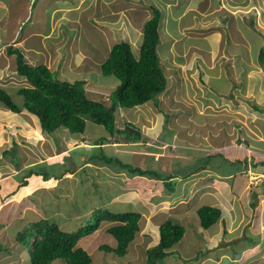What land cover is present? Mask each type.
<instances>
[{
  "label": "rangeland",
  "instance_id": "1",
  "mask_svg": "<svg viewBox=\"0 0 264 264\" xmlns=\"http://www.w3.org/2000/svg\"><path fill=\"white\" fill-rule=\"evenodd\" d=\"M139 2L140 8H145L148 12L147 17L152 16L153 7L162 11L160 24L162 42L158 46V55L168 79V85L158 97L157 102L153 100L144 106L137 107L134 112L121 110L118 113L123 111L126 114V116L118 115V119L126 118L139 125L143 136L148 140L141 146L132 147L134 150L137 149L136 156L128 153L115 154L113 157L131 169L136 167L143 170L156 169L150 167L155 164H150L152 156H155V159L163 157L161 153H158L160 150L157 147H162L163 153L172 151L170 147L166 149L165 144L159 143L161 142L159 135L163 134L164 127L173 131L174 144L179 146L175 148L178 152L165 157L169 159L168 161L163 158L162 163L165 168H174V165L167 164L171 159L199 157L190 152L192 149H208L209 152H217L226 147L235 148L233 146L235 143L244 146L241 140H246L248 143L255 139L264 141V0H64L65 6L59 8L61 15L56 19V24L63 23L69 30L73 27L74 32L72 29L71 34L63 33L60 39L49 43L45 40L43 46L51 57L56 53L60 56L58 60L64 61L60 68L53 66L55 63L49 60L47 62L43 56L44 51H40L31 56L28 54L29 63L31 65L47 64L53 71L60 72V79L83 81L80 78L81 75H90L94 83L90 80L85 86L89 98L94 97V100L109 105V95L110 93L116 95L115 88L119 82L114 77L99 76V68L92 69L91 60L95 59L93 57H100L104 50L109 51L110 47L120 40L130 43L133 52L138 56L142 40L141 35L139 36L141 29L133 23L132 16L138 13L134 6ZM55 5L56 2H50L47 16L43 15L41 19H39L40 12L37 5L31 6L27 11L29 14L26 12L27 22L20 29L22 36L31 33L32 30L39 28L42 30V24L50 27L51 20L55 21V17L52 19L50 15ZM106 11L111 16L100 15L105 14ZM10 23L12 21L6 19L3 25L8 26ZM89 25L93 29H98L94 40L100 48L83 45L86 42L84 35L91 29V27L88 29ZM55 27L58 26L55 25ZM30 42L37 44L38 40L33 38ZM5 60H0V85L9 87L13 99L17 103H22L23 100L18 97L17 90L29 84L16 74L14 57L11 56L8 61ZM81 60L89 61L87 67L76 68L72 65ZM5 65L7 66L2 70L1 68ZM4 111L9 115L0 117V182L4 191L0 189V196L4 194L8 196L9 190L12 189L17 196L9 197L0 204V264H30L28 250L24 249L25 252H23V247H19L15 240L18 232L27 229L21 226L25 220H38L47 216L61 224L63 229L72 228L74 223L77 230L82 226L78 222L82 220L81 215L87 207L94 209L98 203L104 204L110 198L118 197L125 189L137 186H142L136 188L140 194H148L149 197L132 196L127 202L116 199V203H112L113 205L109 207L113 209V212L122 213L137 210L145 218L139 239L136 238L129 249L127 257L131 259L125 263V259H120L113 252L102 250V246L115 247L116 244L115 238L107 232L110 224L104 222L97 232L84 237V239L92 237L88 242L83 241L86 248H89L87 252L92 258L91 264H131L134 260L136 263L145 262L146 249L159 242L158 222H163V219L169 217L184 223L186 235L166 258L167 264H251L264 257L262 245L264 235L248 237L254 230L253 227L250 228V223L241 228L247 238L232 237L237 229L227 225L224 234L223 227L219 228L220 234L218 237L216 235L215 239L210 237L215 230H207L208 233H205L201 226L194 228V221H192L200 205H212L217 201L213 194L219 193L222 198L228 196V199L232 201L234 196L228 191L230 187L236 192L234 194L240 197L242 203L247 201L245 196L253 198L260 189L262 192L258 195V199H261L260 196L264 194L261 185L263 182H259V186L252 189L250 194V186L254 185L250 180L254 181V179L249 178L247 173H237L241 170L239 166H245L244 161L242 164L235 161L236 164L233 165L232 159L219 154H216L207 165H204L205 162L201 160L202 168L199 167V172L192 173V177L186 180L181 181L183 179L181 178L178 181L180 189L177 192H167L161 180L130 177L129 170L114 165L115 162L112 165H94V171L90 170L91 172L81 167V172L75 178L76 184L73 183L75 180L66 179L60 185L58 192L74 191L78 200L71 195L68 200H61L58 216L54 214L55 210L52 207L47 206L52 201L48 200L49 196H45L53 190L54 183L36 181L37 176L30 178L32 183L29 188L21 189L20 183L18 185L17 183L22 181L28 173L29 170L23 172L26 166L39 167V164L44 162L42 159H49V155L61 157V154H58V150L61 149L60 141H64L62 146L65 149L67 147L72 149L76 147L78 139H72L66 132L60 136L62 139L58 137L60 140L58 143L55 138L44 135L39 130L40 126L34 116H30L26 111L20 114H13L9 110ZM25 117L30 120L29 127L19 124ZM86 129L87 132L82 139H88L89 143L85 141L87 144H83L82 148L97 142L98 137H103L102 134L107 132L105 127L91 121L87 122ZM237 138L241 140L238 141ZM149 139H153L154 142ZM50 147L53 149L51 150ZM91 147H93L92 150L81 148L74 151L71 154L72 161L86 156H97V149H94L95 146ZM180 148H185L187 152L179 151ZM114 149L117 153L125 150L118 146H114ZM107 152L110 153L109 150ZM153 153L155 155H152ZM57 161L53 165L62 171L69 158L61 157ZM42 167H39V170H43ZM46 167L50 165H45ZM248 167H250L249 162H247ZM260 168L264 169L263 166ZM20 170L24 173L23 177L21 174H15ZM39 170L36 171L40 173ZM116 170L120 171L114 173ZM157 170L160 171L158 168ZM224 172L231 174L229 177L221 175ZM106 173L107 176H105ZM104 176L107 178L105 179ZM222 179L230 186L229 188L222 187ZM87 180L88 183L85 184ZM104 183H107L105 189ZM88 184L91 186L93 196ZM37 187L39 188L36 195L33 189L36 190ZM42 190L44 194L41 193ZM100 190L103 191L100 192ZM247 191L248 193L245 194ZM101 196L103 200L99 199ZM92 222L91 220L84 226ZM18 226L20 229L16 231ZM241 231L239 230L240 235ZM239 240L240 244H236ZM96 244L100 247L94 248ZM254 244L256 246H253ZM247 245H251L253 249L249 251L246 249ZM259 245H261L262 253L245 256L257 249ZM224 253L230 256L225 255L226 258L223 256ZM58 263L65 264L58 260L52 264Z\"/></svg>",
  "mask_w": 264,
  "mask_h": 264
},
{
  "label": "trees",
  "instance_id": "2",
  "mask_svg": "<svg viewBox=\"0 0 264 264\" xmlns=\"http://www.w3.org/2000/svg\"><path fill=\"white\" fill-rule=\"evenodd\" d=\"M152 11V16L144 23L139 56L137 57L134 54L130 43L120 40L112 46L106 60L101 65L104 76L114 77L119 82L115 91L116 95L111 94L110 96L111 104L108 105L94 100V97L90 99L85 88V81L60 79L59 71H53L47 64L30 65L25 61L24 54L18 51L19 49H10L17 55V74L25 78L29 86H23L17 90L18 97L23 100L22 103H17L11 96L10 89L0 85V107L9 110L13 114L26 111L36 117L43 134L55 138L58 143L60 141L58 137L66 132L74 139L81 140L82 137L84 138L88 121L103 126L107 132L102 134L103 137L99 136V140L91 145L95 146L94 149H97V156H86L83 161H77V165L84 164V162H87L86 160L105 164L115 162L123 169L127 168L130 177L139 176L151 180H161L165 189L168 190L167 192H177L180 189L178 181L181 178H183L181 179L183 181L192 177V173H197L199 167L202 168V161L205 162L204 165H207L216 154L232 159L233 165L237 162L242 164V161H244L247 167V160L245 161L246 158L238 156L239 149L237 148L226 147L217 150V152H209L208 149H192L190 152L199 157L171 159L167 164L174 165V168H165L162 167L164 157L155 159V156H152L153 159L150 164H155L150 167L156 169L143 170L140 167L131 169L122 161L115 159L114 154L107 152V149H111L110 144L113 142L130 144L148 140L143 138L139 125L127 119L120 120L117 115L119 110H135L150 101L155 100L157 102L158 96L166 90L168 85V79L161 67L158 56V46L161 43L160 24L163 14L157 7H153ZM145 12L148 14L147 11ZM89 28L90 26H88ZM90 37V35H84L86 42L83 45H89ZM164 128L160 140L169 143L166 145V149L170 147L172 151L178 152L171 145L174 141L173 131L167 127ZM58 134L60 135L58 136ZM60 138L62 139V137ZM81 148L76 147L73 152ZM92 148L85 147L82 149L92 150ZM182 150L187 152L185 148L179 149V151ZM116 155L122 154L118 153ZM164 160L168 161L169 159L164 158ZM253 166L257 168L258 172L264 171L260 168L261 166L264 167V159L259 163H253ZM84 167L86 168V166ZM229 174L225 172L224 175ZM32 176H42L44 180L49 179L46 172L39 173L31 170L25 175L24 180L20 181L19 187H25ZM87 183L88 180L85 184ZM89 191L92 193L90 185ZM145 195L149 197L148 194ZM102 196L99 199L103 200ZM108 201L104 204L98 203L94 206V209H88L87 207L86 211L90 215H86L84 225L91 220L93 221L88 226L82 225L76 231H67L68 229H63L61 224L56 223L51 218H44L31 223L27 229L18 232L16 241L23 249L28 250L30 264H52L55 260L63 261L65 264H91V256L85 249L78 247V243L82 238L95 233L101 224L105 222L110 224L107 232L115 238L117 245L115 248L105 245L101 247L102 250L113 252L119 258L129 261L131 259V257H127L129 256V249L142 231L145 218L138 211L113 212V209H109L112 205L108 204ZM221 217L222 209L220 207L203 204L195 211L192 221H194V228L201 226L205 233H208L206 231L217 224ZM162 221H159V242L155 246L146 249L147 258L145 262L136 263L134 260L131 261V264H167L166 258L174 247L183 240L186 235V228L183 225L184 223L175 218L169 217ZM198 235L200 234L198 233ZM259 246L261 247V245Z\"/></svg>",
  "mask_w": 264,
  "mask_h": 264
},
{
  "label": "crops",
  "instance_id": "3",
  "mask_svg": "<svg viewBox=\"0 0 264 264\" xmlns=\"http://www.w3.org/2000/svg\"><path fill=\"white\" fill-rule=\"evenodd\" d=\"M33 1L34 0H0V60H5L6 59L5 61H8V59H10L11 56L14 57L16 74H17V58H16L17 55H16L15 52H12L10 49H12V50H15V49L18 50L19 49L18 51H21V53L24 54L25 61L28 58V54L31 56V55H33L35 53H40V51H44L45 55H43V56L47 60V62L49 60L51 63H55V65L58 68H60V66H58V65L60 63H62L64 60L59 61L58 60V57H60V56H58L56 53H54L53 56L51 57L50 54H49V52H48V50L45 49V48H43V46L45 44V40L48 43L49 42H52V40H58V39L61 38V36L63 35V33L71 34L70 32L73 29V27H72L71 30H69L66 26H64L63 23L62 24L60 23V25L59 24H56V19L61 15V13H59V10H60L59 8L60 7L62 8V7L65 6L64 0H62V1H60V0H49V1L48 0H39L37 2L35 0L34 5H37V8H38V10L40 12V18L39 19H41L43 17V15L44 16L45 15L47 16L48 11H49L50 2H52V1L56 2L55 8L51 9V11H50V13H51L50 15L52 16V19H53V17H55V21H52L51 20V26L50 27L49 26L47 27V25H43L42 24L41 25L42 30L40 28L39 29H36V30H32L31 33H29V34H27L25 36L24 35L22 36V34L20 32V29H21L22 25L25 22H27L28 14H29V12H27V11L30 10L31 6H34L33 5ZM68 1H70V0H68ZM166 3L168 4V2H166ZM140 5H141V3H139V4H137V5L134 6V8L137 11H139V10L140 11H139L138 14L133 12L134 14H133L132 17H133V23L136 24V27L137 28L141 29V32L139 33V36L141 35V39L143 40V27H144V23L150 17L149 16L147 17V13L145 12L146 9L140 8ZM166 10H168V9H166ZM124 12H126V11L124 10ZM100 15L105 16V17L107 15L111 16V14H109L108 11H106L105 14H100ZM6 19L11 20L13 24L10 23V24H8V26L7 25L4 26L3 23L6 21ZM55 25L58 26V27L56 28ZM89 26L91 27V25H89ZM84 31H85V29H84ZM73 32H74V29H73ZM96 34H98V29H93V27H91V29L89 30L88 34L86 32V35H90L91 36L90 37V43H89V45L91 47H94V48H100V47H98L96 45V40H94V37L96 36ZM33 38H35L36 40H38V43L37 44H32L30 42V39H33ZM142 40L140 42V45L142 43ZM140 45H139V51H140ZM90 46H89V48L92 49ZM111 48L112 47H110V50H111ZM110 50L109 51L104 50L102 52V54H101L100 57H93L95 59L94 60H91V63L93 65L92 66V69L93 68L95 69L97 67L100 69L101 64L107 58V56H105V55L109 54ZM138 56H139V54H138ZM93 58H91V59H93ZM56 60H57V62H56ZM26 62L29 63L30 61H26ZM88 62H89L88 60L85 61V62L81 60L79 62L77 61V63H73L72 65L74 67H76V68H82V67H87ZM6 66L7 65H5L4 67H2L1 69L3 70ZM89 70H91V68H89ZM19 77H21V76H19ZM22 78L23 77H21V79ZM7 88H9V87H7ZM139 107H141V106H139ZM4 110H7V109L0 107V117H1V115H4V116H8L9 115ZM129 111L130 112H134V110H129ZM118 115L126 116V114L123 113V111H122V114L120 113ZM118 115H117V117H118ZM30 116H32V115L30 114ZM34 119L36 120L37 124L40 126L38 119L36 117H34ZM120 120H121V118H120ZM2 121H4V120H2ZM29 121H30L29 118L28 117H25V119L23 120V122L22 123H19V124H23L25 127L26 126L29 127V125H30L29 124L30 123ZM0 124H1V122H0ZM31 130H33V129L31 128ZM34 130H36V129H34ZM39 130L42 132L41 127H39ZM26 131L29 132V130H26ZM141 133H143V132H141ZM143 138L145 139L146 137H143ZM72 139H74V138H72ZM159 139H160V135H159ZM240 139L241 138H237L238 141ZM149 140H151L152 142H154L153 139H149ZM85 141H87V143H89L88 142L89 141L88 139H86L84 141H82V140H79V141L76 140V147H83L82 145L86 143ZM160 141H161V143H166L165 145L169 144V143H167L165 141H162V140H160ZM241 141H242L241 144H244V146L243 145H240L241 148L240 147H237V145H239V144H236V143L233 146L235 148L239 149L238 150V153H237L238 156L239 157L246 158L247 162H249L250 167L247 168L244 165L241 166V167L239 166V168H241V170L239 172H237V173L238 174H246V173L248 174V171H249V173L251 174V175H249L250 176L249 178H252V179L254 177L257 178V181L256 182L250 180V182H253V184H254L253 186H250V194H251L252 193V189H256L259 186V182H261V181L264 182V179L262 180L263 175L260 174V173H258V171L256 170L257 168H255L253 166V163H259L260 161H262L264 159V141H257V139H255L254 141H251L250 143H248L246 140H241ZM244 142L247 143L248 145L247 144L245 145ZM142 143L144 144V140L140 141L137 145H135V143L127 144L125 142H113L112 144H110L111 145V147H110L111 149H107V151L109 150L110 151V154H113V153H114V155L115 154H118L115 151V149H114V146L115 147L118 146V147H122L123 149H125V150H121L120 151L121 154L133 153L135 155L137 153V149L134 150L132 147H134V146H137V147L138 146H141ZM61 144L63 145L64 144V141ZM62 145H61V149L60 150H58L59 148L57 147V150L59 151L58 154H61V157H68L69 158V161L66 162L67 164L62 169V171L59 168H57V167H55L53 165L54 162H56L59 158H61V157H58V155H51V156L49 155V159H47V160H43L42 159V161H44V162L41 163V164H39L40 165L39 167L43 166L42 167L43 170L42 169L39 170V167L36 166V165H34L35 167L34 166H31L30 167L28 165L29 167L26 166L27 168L23 171V172H26V170L27 171L29 170L28 172H30L31 170H33V171H36V170L38 171L39 170L40 172L44 171V172H46L48 174V176H49V179L48 180H44L42 176H37V178L35 180L36 181L42 180V181H48V183H54L53 184V190L48 195H45V196L46 197L49 196L48 200L52 201V203L49 204V205H47V206L48 207H52L55 210L54 214H57L58 216L60 215V212L58 210L60 209L59 207H61V206H59L61 204V200H63V201H65L66 199L68 200L69 197H70V195L78 200L77 194L74 191L58 192L61 183L64 180H66V179H73V180H75V178L78 175V173L81 172V167L86 166V168L88 169V171L91 172L90 170L94 171V169H93V166L94 165L95 166H103L105 164V163H102V162H93V161L86 160L87 162H84V164H82V165L81 164L80 165L78 164L77 165L76 164L77 161L78 162H80L81 160L83 161L84 158L83 159L77 158L76 161H72L73 158H72V155L71 154L73 153V150L76 147L75 148H72V149L71 148L69 149V147H67V149H65V147H63ZM91 145H88V147H91ZM171 145L173 147H175V148L176 147H179L178 145H175L174 144V141H173V143ZM50 148H51V150L53 149L52 147H50ZM157 148L160 150V152H158V153H161L160 155H162L164 158L166 156L167 157L168 156H171L173 154V152H174V151H170V152H164L163 153V151H161V150H163L162 147H157ZM235 152H236V150H235ZM174 154H175V152H174ZM152 155H155V153H153ZM47 158H48V156H47ZM11 161L13 162L12 159H11ZM45 165H50V167H46L45 168ZM114 165H116V164H114ZM18 167H16V168H18ZM162 167H164V166L162 165ZM251 170L252 171H256L257 173H253ZM119 171L120 170H116V171H114V173H118ZM17 173L18 174H21L22 177L24 176V173H22L21 170L18 171V172H16L15 174H17ZM169 173H170V171H169ZM224 174H225V172L222 173L221 175H224ZM229 175H227V177H229ZM105 176H107V173L105 174ZM34 177L35 176H33L31 178L33 179ZM106 178L107 177H105V179ZM23 180H24V178H23ZM222 181H223V179H222ZM19 183L20 182L18 181L17 185ZM31 183L32 182L29 179V182H28V184L25 187L26 188H29L31 186ZM73 183L76 184V180ZM106 184L107 183H104L103 184V188L104 189H105V185ZM1 185H2V182H0V189L2 191V186ZM8 185H9V182H8ZM261 185H262V187L264 189V184L262 183ZM224 186L227 187V188L230 187L225 181H223V186L222 187H224ZM25 187H23V188H25ZM39 187H41V186H39ZM39 187H37L36 190L33 189V191H34L33 193H36V195H37V192H38V188ZM23 188H21V189H23ZM136 188L133 187L131 189H125L124 192H122L118 197L111 198L108 201V204H112V203L115 204L116 203L115 202L116 199H118V201L127 202L129 200V198H131L132 196L135 197L137 195H141V196H144L145 197V195L144 194L143 195L140 194L136 190ZM12 190H9L8 193H10V194L8 196H6V194H4L2 197L0 196V204L3 203L9 197H12V196H15L16 195V192L15 191H12ZM103 190H100V192L103 191ZM228 191L231 192L230 195H233L234 196L232 201L228 199L229 198L228 196H226V198L220 197L219 193L217 195L216 194H213L212 195V196L216 197V199H217V201L214 202L212 205L213 206L220 207L222 209V217H221L220 221L217 224H215L211 229H209L211 231L212 230H215L213 232L214 234L212 236H210V237H214L216 239L218 237V235L220 234V231H219V228L220 227H223V234H224L225 233L224 230H226L225 228H227L226 226L229 225V226H232L233 229H237V232H235L233 234L234 236H232V237L237 238V239H240L243 236V238H247L246 233L244 234V232L241 231V228L244 225H246L247 223H250L251 224L250 225V228H252V227L254 228V230H252V234H250L249 236L258 237L260 235H264V194L262 196H260L261 197L260 200L258 199V195L261 194L262 190L260 189L259 190V193L257 195H254L253 198L250 197V196H245V199L247 200L245 203H242L241 202L240 197L238 195L234 194L236 192H234L231 187H230V189H228ZM2 192H4V191H2ZM11 192H13V193H11ZM43 192L44 191L42 190L41 193H43ZM247 193H248V191L245 192V194H247ZM91 195H94L93 194V191H92ZM31 196L34 197V198L36 197V196H33V195H31ZM252 204H255V205L253 206ZM201 206L202 205H200V207ZM44 208H46V206ZM29 209H31V208L29 207ZM133 211H137V210H133ZM86 215L89 216L90 214L87 211L84 212L81 215L82 220H79L78 224L84 225V223L86 222V218H87ZM46 218H47V216H46ZM18 219H21V218L18 217ZM40 219H44V218H39L38 220H40ZM38 220H30V219L25 220V223L23 225H21V226L23 228L28 227L31 223H33L35 221H38ZM159 223L160 222H158V224ZM20 224H21V221H20ZM16 228L15 229L17 231L18 229H20V226H18ZM76 228L77 227L73 223V227L72 228H68V230L69 231H75ZM239 230L241 231V235L239 234ZM16 231H15V233H16ZM216 235H217V237H216ZM91 239H92V237L89 238V239H84L83 238L82 240L79 241L78 247H81V248H83V249H85L87 251L89 248L88 247L86 248V246L83 244V241L84 240H87V242H88ZM16 243H18V242L16 241ZM237 243L240 244V240H239V242H236V244ZM98 244H100V243H98ZM98 244H96L94 246V248L100 247V246H98ZM255 244L253 246H256ZM18 245H19V247L21 246L19 243H18ZM116 245H117V241H116L115 247H116ZM262 245L264 247V242L262 243ZM115 247H113V248H115ZM259 247L260 246H257V249H254L253 252H250L249 254H246L245 256L246 257L247 256H253V255H256L258 253H262L260 251V248L261 247L260 248ZM246 249H248L249 251H251L253 248H252L251 245H247V248ZM93 251H94V249H93ZM23 252H25L24 249H23ZM246 252H248V251H246ZM225 255H229V254L224 253L223 256L226 257ZM235 255H239V254H235ZM235 255H233V256H235ZM231 258L234 259V257H232V256H231ZM58 261H60V260H58ZM251 264H264V257H262L261 259L256 260L255 262H253Z\"/></svg>",
  "mask_w": 264,
  "mask_h": 264
},
{
  "label": "clouds",
  "instance_id": "4",
  "mask_svg": "<svg viewBox=\"0 0 264 264\" xmlns=\"http://www.w3.org/2000/svg\"><path fill=\"white\" fill-rule=\"evenodd\" d=\"M34 3H35V0L33 1V5H34ZM263 49V48H262ZM264 50V49H263ZM159 56V55H158ZM30 59L29 58H27L26 59V61H29ZM64 65V64H63ZM62 65V66H63ZM53 66H56L55 64L53 65ZM58 66H61V63L58 65ZM69 68H71V67H69ZM52 69V68H51ZM99 71H100V73H99V76H104V74H103V72H102V70H101V67H100V69H99ZM82 77H80V78H82L81 80H83V81H85V86L86 85H88V83L90 82V80L94 83V81L92 80V77L90 76V75H81ZM26 80V79H25ZM74 81H76V80H74ZM105 88H107V87H105ZM115 90H116V88H115ZM87 91V90H86ZM96 94V93H95ZM94 94V96H97V95H95ZM161 95V94H160ZM159 95V96H160ZM110 96H111V93H110V95H109V99H110V104H111V98H110ZM158 96V97H159ZM151 102V101H150ZM121 110H119V112H120ZM122 114V113H121ZM237 147H240L241 148V146L240 145H237ZM246 166V165H245ZM248 170V169H247ZM252 171V170H251ZM253 173H257L256 171H252ZM258 173H260V174H262L263 175V178H262V180L264 179V171H262V172H258ZM248 174L249 175H251L250 173H249V171H248ZM254 176V175H253ZM259 178V177H258ZM254 179V181L256 182L257 181V178L256 177H254L253 178ZM261 182H263V181H261ZM83 239V238H82ZM81 239V240H82ZM86 251V250H85ZM89 254V253H88ZM90 255V254H89ZM92 263V262H91ZM125 263H128V260L127 261H125Z\"/></svg>",
  "mask_w": 264,
  "mask_h": 264
}]
</instances>
